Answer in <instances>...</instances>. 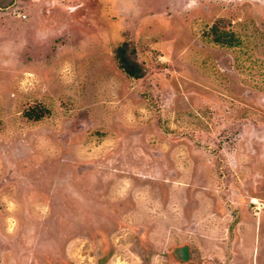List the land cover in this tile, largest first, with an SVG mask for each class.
I'll return each mask as SVG.
<instances>
[{
    "label": "rangeland",
    "instance_id": "374dc122",
    "mask_svg": "<svg viewBox=\"0 0 264 264\" xmlns=\"http://www.w3.org/2000/svg\"><path fill=\"white\" fill-rule=\"evenodd\" d=\"M0 264H264V0H0Z\"/></svg>",
    "mask_w": 264,
    "mask_h": 264
},
{
    "label": "trees",
    "instance_id": "16d2710c",
    "mask_svg": "<svg viewBox=\"0 0 264 264\" xmlns=\"http://www.w3.org/2000/svg\"><path fill=\"white\" fill-rule=\"evenodd\" d=\"M227 34L225 32H218L215 40L217 42H229L228 39H225ZM228 40V41H227ZM115 56L117 58L119 67L129 76L134 78H141L144 75V68L137 61L136 58L132 57L127 49V43H122L118 45L115 49ZM43 113L41 112H28L27 117L39 119L41 118Z\"/></svg>",
    "mask_w": 264,
    "mask_h": 264
}]
</instances>
